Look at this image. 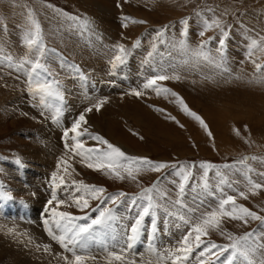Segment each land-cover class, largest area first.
I'll return each instance as SVG.
<instances>
[{"label":"rangeland","instance_id":"1","mask_svg":"<svg viewBox=\"0 0 264 264\" xmlns=\"http://www.w3.org/2000/svg\"><path fill=\"white\" fill-rule=\"evenodd\" d=\"M29 13L40 24L47 49L56 50L51 68L65 97L59 115L56 113L59 101L45 108L28 92L29 66L21 65L28 53L26 32L30 28L34 31ZM205 20H219L227 35L215 26L205 29ZM262 38L264 0H0V264H49L40 258L42 254L36 252V246L27 245L25 237L15 234L18 222L25 229L28 222L31 226L32 222H39L47 240L58 248L63 259L66 256L72 259L71 253L55 238L62 233L51 221V208L56 207L55 201L51 208L48 204L53 174L65 179V185L55 189L60 200L74 189L73 181L103 188L104 196L125 193L116 204L108 205L117 217L111 227L98 230L87 239L85 251H78L89 257L85 264H176L174 253L183 256L176 253L183 237L196 216L217 207L222 198L220 189L224 195L236 197L237 206L264 218V187L257 189L255 195L249 191L253 183L264 185V126L254 119L264 108V82H261L264 47L251 49L253 39L264 46ZM121 44L129 55L124 64L117 63L113 68L116 46ZM197 51L203 54L196 55ZM257 64L261 66L259 70ZM81 73L86 80L80 79ZM157 74L180 75V80L158 81L159 87L170 89L176 96L143 89L147 79ZM134 90L142 91L143 95H132ZM177 97L207 127L188 115ZM100 100L105 101L100 110L93 107V111H86ZM81 114L87 120L81 132L97 135L95 126H109V132L98 135L113 144L115 139L108 133L115 130L113 137L125 144L128 152L116 142L113 145L128 156L147 158L154 163L195 165L183 201L189 207L199 205V211L192 214L188 208L170 202L177 199V185L181 182L172 168L143 171L136 180L125 175L121 180L107 170L87 167L80 156L67 151L63 133ZM226 115L229 120L224 126L221 123L227 119ZM74 135L69 131L68 144L74 143L71 139ZM80 139L86 148L106 147L98 145L90 135ZM37 148L45 162L36 159ZM62 160L67 165L61 164ZM201 164L212 165L207 190L203 187ZM156 186L170 198L154 195L161 205L156 209L157 230L152 231V218L145 217L141 235L131 242L130 226L139 208L129 198ZM41 191L48 193L43 204L36 198ZM241 191L247 194V199L239 196ZM90 203L91 208L84 212L74 204L62 205L57 210L73 216L95 217L91 209L99 201ZM225 208L230 210L232 205ZM181 216L186 220L191 217L190 222L185 223ZM249 233L255 241L253 247L264 243V222L249 218L245 224L224 216L219 228H209L202 240L224 246L231 244L229 235L241 237ZM199 252L200 248L193 246L182 264H200L202 260L206 264H226L231 250L219 259L211 254L201 257ZM117 255L120 260L115 259ZM251 259L254 264H264L260 251ZM233 264L247 261L237 255Z\"/></svg>","mask_w":264,"mask_h":264},{"label":"snow or ice","instance_id":"2","mask_svg":"<svg viewBox=\"0 0 264 264\" xmlns=\"http://www.w3.org/2000/svg\"><path fill=\"white\" fill-rule=\"evenodd\" d=\"M32 13H29L31 25L34 26V31L30 28L25 35L24 42L28 49V53L23 59L22 65L27 64L28 67V75L26 78V83L28 86V92L34 97L38 98V102L43 107L47 108L52 106L55 101H59L60 104L56 105V113L62 111L61 105L64 102V93L61 90V84L58 79L55 78V74L51 68V59L53 58L52 54H55V49H47V46L44 42L43 31L41 29L40 24L35 20L31 19ZM69 19L78 21L79 17H69ZM83 24H87V21H81ZM142 23V22H141ZM187 23L186 21L184 22ZM205 29H212L213 26L220 28L221 33L223 35H227V32L221 27V22L219 20H213L209 22L208 20L204 21ZM187 35V32L184 33ZM200 35H204V32H201ZM264 39V38H262ZM139 41H137L136 46H139ZM182 46L184 42H181ZM224 41H220L221 51L223 49ZM204 45H200L199 48L202 50ZM258 47H264L260 44L259 41L253 39L251 41V49H256ZM117 54L114 56L112 60V66L115 68L117 63L124 64L129 55L127 49L124 45L116 46ZM196 55H202V51H197ZM207 59V55L205 56ZM75 68L77 72H80L78 66H71ZM257 69H260V65H256ZM81 80H86L87 77L82 73L80 75ZM169 79L180 80L181 77L178 74L175 75H167V74H157L148 78L147 81L143 84V89H152L153 91L164 93H171V95L176 96L177 94L171 92L170 89L161 88L158 85V81H166ZM264 82V81H261ZM132 95L136 97H140L143 95L142 91L134 90ZM179 99L181 105H183V110L194 119L198 120L204 127H207L203 119L198 116L196 113L191 112L187 105L184 104L183 100ZM105 103L104 100H100L92 107L86 109L87 112L93 111V107L98 111ZM87 120L84 114L79 115V117L75 120L70 129H66L63 133L65 138V148L67 151L71 152L74 156H80L81 160L86 163L87 167L92 168L96 171H104L107 170L109 173L114 175L117 179H125V175L132 179L136 180L137 176L143 171H154L159 172L162 169L172 168L173 175L177 176L180 179V183L177 185V199L175 201H170L172 204H179L181 207L188 208V211L192 214H195L199 211V205L196 207H189L184 203L183 197L186 192V186H188L192 172L191 169L195 168V165H177V164H168V163H154L153 161L147 158H139L128 156L122 151L119 147L114 146L109 143L106 139L99 135H91L86 132H81L82 124H86ZM69 131L75 133L71 139L74 141L73 144H68L67 140L69 139ZM83 135H90L91 139L96 141L98 145L106 146V147H94V148H86L85 143L80 139ZM211 135V133H209ZM19 162V161H18ZM61 164L67 165V161L62 160ZM201 169H203V178L204 183L203 187L205 190L209 189V184L207 182L208 171L212 168L211 164H201L199 165ZM65 173H67V166L64 168ZM219 175V173H217ZM59 181V183H57ZM176 183V181H172ZM223 183V180H221ZM52 184L53 191L51 195V199L48 201L49 207L53 202H56V207L51 208V221L55 225L56 229H58L62 234L58 237V241L64 245V247L71 253L72 259H69L67 256L64 257L66 264H85L86 260L89 258L83 254H78L79 252H84L86 249L87 239L89 237H94L97 234V231H103L111 227L113 221L117 219L114 210L109 207V204H116L117 201L121 200L122 197L125 196V193H119L117 195L112 196H104L105 189L96 187L94 185H86L82 182L76 184L74 189L67 194L66 199L60 200L57 197L56 188L61 185H65L64 176H57L53 174L52 176ZM264 185L260 183L251 184V188L249 191L252 192L253 195L256 194L257 189H261ZM222 193V198L218 200V205L215 209L206 211L201 213L199 216L195 217V222L192 223L190 231L183 237L182 246L176 249V253H182L183 256L180 255L175 256L176 264H182V260H187L189 258V254L192 251L193 246L196 248H200L199 256L204 257L208 254L215 256L217 259L220 258L224 253L230 252V256L226 257V264H233V259L237 257V255L244 257L247 261V264H254V260L251 257H254L257 251L262 252L264 254V243H260L253 247L255 241L252 240V234H246L241 237H233L229 235V239L231 240L230 245H218L215 243H204L202 237L207 236L208 229L211 227L219 228L220 220L224 216H229L233 220H240L247 224L248 219L251 218L253 220H261L264 222V218L257 215L255 212L250 211L248 208L243 206L236 205V197L232 195H224L223 189H220ZM79 193V195H76ZM239 196L247 199V194L243 191L238 193ZM154 195L157 198H165L167 197V193L163 191L159 186L145 188L143 192L140 193L138 197H131L130 203L139 208L138 216L134 220V223L130 226V235L128 236L129 241L135 242L138 237L141 235V229L145 217L152 218V231L155 232L156 228V209L161 205L157 202V199H154ZM71 201V204L68 201ZM96 200L99 201V205L96 208H92L91 210L96 213L95 217H91L89 215L83 216H73L68 212L58 211L57 209L62 206H72L74 204L80 211L84 212L85 210L91 208V201ZM140 202L139 204L137 202ZM232 205L230 210H226V205ZM102 205V206H100ZM181 220H184L185 223H189L191 217L186 220L184 216L180 217ZM80 221H85V223H80ZM48 223V220L45 221ZM51 231V229H49ZM190 240L192 243L190 244ZM79 246V248L77 247ZM131 247V243L128 245ZM215 250V251H213ZM93 259H95L93 257ZM116 260H120L121 256H115ZM200 264H206L205 261H201ZM224 264V262H221Z\"/></svg>","mask_w":264,"mask_h":264},{"label":"bare ground","instance_id":"3","mask_svg":"<svg viewBox=\"0 0 264 264\" xmlns=\"http://www.w3.org/2000/svg\"><path fill=\"white\" fill-rule=\"evenodd\" d=\"M88 5V4H87ZM100 8V7H99ZM103 9V8H102ZM95 70V69H94ZM262 105V104H261ZM260 110H261V112H259L260 114H258V118H254L255 119V121H256V123L257 124H259V126H264V108H260ZM130 114V113H129ZM227 116V115H226ZM130 118V117H129ZM138 118V117H137ZM137 118H135V119H137ZM140 118V117H139ZM249 118V117H248ZM222 119H223V117H222ZM231 119H232V117H231ZM226 120H229V117L227 116V119L225 118V119H223L222 120V123L221 124H224V126L227 124V123H225L226 122ZM139 121H140V119H139ZM230 121H232V120H230ZM234 121V120H233ZM135 122V121H134ZM229 122V121H228ZM102 124V123H101ZM230 124V123H229ZM235 124V123H234ZM97 125V124H96ZM95 126V125H94ZM111 126V125H110ZM117 126V125H116ZM109 126H105V125H103L102 126V128L100 127V125H98V126H95V128H96V130L99 132L98 134H100V133H102V134H106L107 132H109V130L110 129H107ZM222 128H224V127H222ZM227 130V129H226ZM113 131V130H112ZM115 131V130H114ZM113 131V132H114ZM113 132L112 133H108L109 135H110V137L113 139H115L114 140V143L116 142V143H118V144H120L121 145V148H123L124 150H127V152H128V149H126V147H125V144L123 145V143L121 144V143H119L118 141H119V139L118 138H115V137H113ZM120 132V131H119ZM49 134V133H48ZM97 134V135H98ZM47 136V135H46ZM100 136V135H99ZM116 136H118V134L116 135ZM104 137V136H103ZM105 138V137H104ZM112 139H110V140H112ZM116 140H118V141H116ZM217 141V140H216ZM109 142V141H108ZM121 142V141H120ZM113 143V144H114ZM226 145V144H225ZM119 146V145H118ZM226 146H228V145H226ZM127 147H129V146H127ZM214 147H216V146H214ZM54 148V147H53ZM232 148V147H231ZM228 149V148H227ZM130 150V149H129ZM131 150H133V149H131ZM225 150V149H224ZM219 151H222V150H219ZM227 151V150H226ZM224 152V151H223ZM135 153V152H134ZM43 154H45V153H43ZM49 154V153H48ZM141 154V153H140ZM35 157H36V159H38V160H40L41 162H45L44 161V159H43V157L41 156V151L37 148V151L35 152ZM142 155V154H141ZM53 156V155H52ZM39 161V162H40ZM49 161V160H48ZM50 162V161H49ZM49 162H47V166L48 165H50V163ZM54 163V162H53ZM50 167V166H49ZM37 168V167H36ZM47 168V167H46ZM52 168H54V167H52ZM44 171V170H43ZM35 180V179H34ZM38 180V179H37ZM16 182V181H15ZM14 182V183H15ZM35 182V181H34ZM18 183V182H17ZM32 183V182H31ZM16 184V183H15ZM33 184V183H32ZM33 186V185H32ZM21 187V186H20ZM29 190V189H28ZM22 192V191H21ZM24 192H26V190L24 191ZM35 192V191H34ZM48 193H46V192H42L41 191V193H40V195H37L36 196V198H38L37 199V201H39V202H41V204H43V202L45 201V198H46V195H47ZM33 197V196H32ZM35 201V200H34ZM33 202V201H32ZM40 208H42V207H40ZM17 218V217H16ZM18 218H20V217H18ZM17 221V220H16ZM31 222V221H30ZM11 223V222H10ZM19 223V222H18ZM16 224L15 225V227L14 228H16V232H15V234H20V235H22V238L23 237H25V238H23V240H25V241H27L26 242V244L28 245V244H33L34 246H36V252L37 253H41L42 255H40V258H43V260H44V262L45 263H49V264H64V263H66V262H63V255L56 249V247L54 246V244L51 242V241H49V240H47V237L44 235V233L42 232V230L40 229V226H39V222H37V224H36V222L34 221V222H32L33 224H32V226L31 225H28V224H30L29 222H28V224L26 225V226H29V227H26V229H25V227H23L22 225H24V224ZM13 224H14V221H13ZM12 224V225H13ZM9 226H11V225H9ZM44 227V229H46L45 228V226H43ZM54 227H52V229H53ZM51 229V228H50ZM55 229H56V227H55ZM50 232V231H49ZM48 232V233H49ZM52 232V231H51ZM55 233H56V231H54ZM177 234V233H176ZM34 235H38V238H35L34 237ZM117 237V236H116ZM18 238V237H17ZM20 239V238H19ZM166 239V238H165ZM32 241V242H31ZM126 241V240H125ZM172 247V246H171ZM39 248V249H38ZM40 252H39V251ZM63 253V252H62ZM39 257V256H38ZM49 260V262L47 261V260ZM96 260V259H95Z\"/></svg>","mask_w":264,"mask_h":264}]
</instances>
